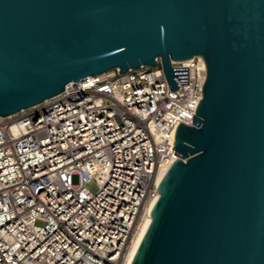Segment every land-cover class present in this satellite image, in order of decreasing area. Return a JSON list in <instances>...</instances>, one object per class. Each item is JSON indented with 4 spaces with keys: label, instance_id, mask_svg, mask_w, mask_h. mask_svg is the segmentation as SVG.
I'll return each mask as SVG.
<instances>
[{
    "label": "water",
    "instance_id": "95a60500",
    "mask_svg": "<svg viewBox=\"0 0 264 264\" xmlns=\"http://www.w3.org/2000/svg\"><path fill=\"white\" fill-rule=\"evenodd\" d=\"M203 98L131 264H264V0H0V118L87 76L160 59Z\"/></svg>",
    "mask_w": 264,
    "mask_h": 264
},
{
    "label": "built area",
    "instance_id": "2783aa9c",
    "mask_svg": "<svg viewBox=\"0 0 264 264\" xmlns=\"http://www.w3.org/2000/svg\"><path fill=\"white\" fill-rule=\"evenodd\" d=\"M156 61L87 76L0 118V264H130L157 175L178 158L177 127L193 125L206 79L202 57L173 62L188 67V83L175 78L171 90Z\"/></svg>",
    "mask_w": 264,
    "mask_h": 264
},
{
    "label": "bare ground",
    "instance_id": "6f19581e",
    "mask_svg": "<svg viewBox=\"0 0 264 264\" xmlns=\"http://www.w3.org/2000/svg\"><path fill=\"white\" fill-rule=\"evenodd\" d=\"M191 60V59H190ZM190 60H186L184 61V63H188ZM168 170V165L164 166L158 173L157 175V185H159L162 181V179L164 178L165 174L167 173ZM159 198V193L157 194L156 198L151 202L149 209H148V214L145 217V219L143 220L137 234L135 235L133 241H132V245H131V249H130V253H129V263H132V259L135 255V252L137 250V248L139 247L149 225L151 224L152 218H151V212L155 206V203L157 201V199Z\"/></svg>",
    "mask_w": 264,
    "mask_h": 264
},
{
    "label": "rangeland",
    "instance_id": "374dc122",
    "mask_svg": "<svg viewBox=\"0 0 264 264\" xmlns=\"http://www.w3.org/2000/svg\"><path fill=\"white\" fill-rule=\"evenodd\" d=\"M73 183H74V184L79 183V179H78L77 176H74V177H73ZM87 187H88L91 191H93V192H95V191L97 190V186H96V184H95L94 181L88 183V184H87ZM38 224L41 225L40 223H38Z\"/></svg>",
    "mask_w": 264,
    "mask_h": 264
}]
</instances>
